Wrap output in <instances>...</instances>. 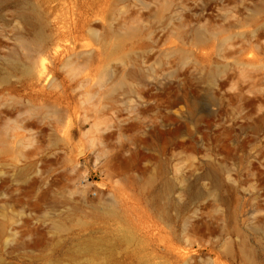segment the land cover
<instances>
[{"label":"rangeland","instance_id":"obj_1","mask_svg":"<svg viewBox=\"0 0 264 264\" xmlns=\"http://www.w3.org/2000/svg\"><path fill=\"white\" fill-rule=\"evenodd\" d=\"M0 264H264V0H0Z\"/></svg>","mask_w":264,"mask_h":264},{"label":"bare ground","instance_id":"obj_2","mask_svg":"<svg viewBox=\"0 0 264 264\" xmlns=\"http://www.w3.org/2000/svg\"><path fill=\"white\" fill-rule=\"evenodd\" d=\"M20 19H22V21H24V22H28L29 20L34 19V15L32 13L28 14L27 12H24V13L22 12L20 15ZM40 37H41V35L37 39V35H36L35 40H32V42L31 41H29V42L28 41H21L20 47L27 53V56L30 55L31 52L35 53V61H37L38 64L40 65V70H39L40 74H43L45 69L42 65V60H40V58H39V55H41L39 48H41V47H40L39 43H37L38 40L40 39ZM58 52H59V50L57 49L55 51V53L57 54ZM27 70H28V68H27Z\"/></svg>","mask_w":264,"mask_h":264}]
</instances>
